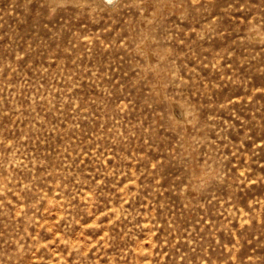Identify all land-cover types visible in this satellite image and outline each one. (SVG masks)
Here are the masks:
<instances>
[{
	"label": "rangeland",
	"instance_id": "obj_1",
	"mask_svg": "<svg viewBox=\"0 0 264 264\" xmlns=\"http://www.w3.org/2000/svg\"><path fill=\"white\" fill-rule=\"evenodd\" d=\"M0 264H264V0H0Z\"/></svg>",
	"mask_w": 264,
	"mask_h": 264
},
{
	"label": "bare ground",
	"instance_id": "obj_2",
	"mask_svg": "<svg viewBox=\"0 0 264 264\" xmlns=\"http://www.w3.org/2000/svg\"><path fill=\"white\" fill-rule=\"evenodd\" d=\"M95 1L101 2V3H103L105 5H109V6L116 5L119 2V0H116L115 2H112V0H95Z\"/></svg>",
	"mask_w": 264,
	"mask_h": 264
},
{
	"label": "water",
	"instance_id": "obj_3",
	"mask_svg": "<svg viewBox=\"0 0 264 264\" xmlns=\"http://www.w3.org/2000/svg\"><path fill=\"white\" fill-rule=\"evenodd\" d=\"M116 0H112V2H115Z\"/></svg>",
	"mask_w": 264,
	"mask_h": 264
}]
</instances>
